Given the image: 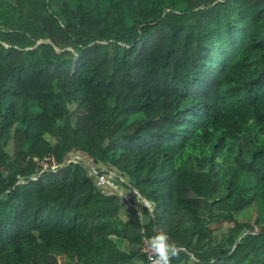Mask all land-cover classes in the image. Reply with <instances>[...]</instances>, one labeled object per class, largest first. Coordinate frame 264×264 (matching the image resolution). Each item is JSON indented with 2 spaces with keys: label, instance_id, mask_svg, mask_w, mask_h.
<instances>
[{
  "label": "trees",
  "instance_id": "1",
  "mask_svg": "<svg viewBox=\"0 0 264 264\" xmlns=\"http://www.w3.org/2000/svg\"><path fill=\"white\" fill-rule=\"evenodd\" d=\"M158 230L264 264V0H0V264H151Z\"/></svg>",
  "mask_w": 264,
  "mask_h": 264
},
{
  "label": "rangeland",
  "instance_id": "2",
  "mask_svg": "<svg viewBox=\"0 0 264 264\" xmlns=\"http://www.w3.org/2000/svg\"><path fill=\"white\" fill-rule=\"evenodd\" d=\"M79 157L81 159L80 156L76 155L74 156V158ZM83 160V158H82ZM90 164V163H89ZM42 166L44 168H47L48 165L42 164ZM54 165L51 166V168H53ZM102 170H105V168H102ZM104 181V183L100 182V187L104 188V189H108V190H114L116 191L117 194H119L120 196H122V204L124 205V212L121 214V218L123 220L132 218V219H137L138 221H145V215L144 212L142 211L141 207L144 206L145 208L150 209V206L148 204H145L144 201H139L140 198L138 197L137 194H131L130 191H122V189L116 184L114 183L111 178L107 177V178H103L102 179ZM122 194V195H121ZM132 204H131V203ZM134 205V206H133ZM255 217L251 218V222H254ZM119 248L126 251L128 249V246L126 244H118ZM142 252L148 254L149 256H151V253L149 252V250L146 247V244L144 245Z\"/></svg>",
  "mask_w": 264,
  "mask_h": 264
},
{
  "label": "clouds",
  "instance_id": "3",
  "mask_svg": "<svg viewBox=\"0 0 264 264\" xmlns=\"http://www.w3.org/2000/svg\"><path fill=\"white\" fill-rule=\"evenodd\" d=\"M146 247L151 253V264H171L179 252L178 245L163 230H158L155 235L147 238ZM132 264H143V261L134 259Z\"/></svg>",
  "mask_w": 264,
  "mask_h": 264
},
{
  "label": "built area",
  "instance_id": "4",
  "mask_svg": "<svg viewBox=\"0 0 264 264\" xmlns=\"http://www.w3.org/2000/svg\"><path fill=\"white\" fill-rule=\"evenodd\" d=\"M79 156V155H78ZM76 160H82V157H81V159L79 158V157H76V158H72V159H70L69 160V163H71V162H75ZM44 164V163H43ZM89 164V163H88ZM90 165V164H89ZM57 168V164L56 163H54V167L52 168V169H56ZM90 169H91V171H92V173H94L95 175H97V185L99 184L100 185V182H102V183H104V181L102 180L103 178H107V177H109L110 178V176L109 175H107V174H104L103 172L105 171V170H101L100 172L99 171H97L96 169H95V167L93 166V165H90ZM112 175V174H111ZM99 180H100V182H99ZM112 180V179H111ZM113 181V180H112ZM114 182V181H113ZM115 183V182H114ZM117 184V183H116ZM98 185V186H99ZM118 185V184H117ZM100 187V186H99ZM146 244V242L144 243V245ZM144 245H143V247H144ZM144 253V252H143ZM146 254V253H145ZM146 255H148V254H146ZM148 257L150 258V256L148 255Z\"/></svg>",
  "mask_w": 264,
  "mask_h": 264
},
{
  "label": "water",
  "instance_id": "5",
  "mask_svg": "<svg viewBox=\"0 0 264 264\" xmlns=\"http://www.w3.org/2000/svg\"><path fill=\"white\" fill-rule=\"evenodd\" d=\"M135 194H137V193H135ZM137 195H138V194H137ZM138 197L140 198L141 201H144L139 195H138ZM144 203H145V204H148V203H146L145 201H144ZM182 251H183V250H182ZM183 252H185V251H183ZM192 258H193V257H192Z\"/></svg>",
  "mask_w": 264,
  "mask_h": 264
}]
</instances>
